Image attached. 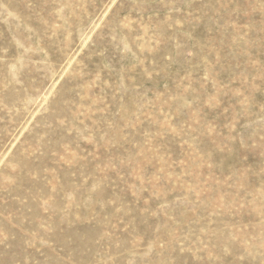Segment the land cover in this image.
<instances>
[{
	"label": "rangeland",
	"instance_id": "obj_1",
	"mask_svg": "<svg viewBox=\"0 0 264 264\" xmlns=\"http://www.w3.org/2000/svg\"><path fill=\"white\" fill-rule=\"evenodd\" d=\"M0 264H264V0H0Z\"/></svg>",
	"mask_w": 264,
	"mask_h": 264
}]
</instances>
